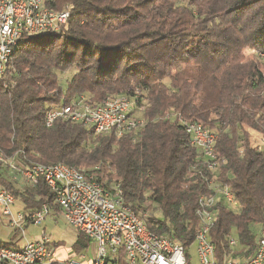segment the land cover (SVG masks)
I'll return each mask as SVG.
<instances>
[{
  "label": "trees",
  "instance_id": "trees-1",
  "mask_svg": "<svg viewBox=\"0 0 264 264\" xmlns=\"http://www.w3.org/2000/svg\"><path fill=\"white\" fill-rule=\"evenodd\" d=\"M51 7H68V22L58 33L24 36L0 77V188L26 213L43 204L60 212L44 181L27 183L8 161L93 175L119 188L150 232L182 244L191 264L199 199L212 195L210 182L225 185L236 205L218 208L215 258L226 264L252 254L264 230V149L250 138L264 139V0H54ZM136 92L137 105L147 102L136 114L146 121L138 131L45 123L49 110L80 95L97 103ZM183 122L217 137L216 174ZM75 236L72 259L93 243ZM105 264H128L124 250Z\"/></svg>",
  "mask_w": 264,
  "mask_h": 264
},
{
  "label": "built area",
  "instance_id": "built-area-1",
  "mask_svg": "<svg viewBox=\"0 0 264 264\" xmlns=\"http://www.w3.org/2000/svg\"><path fill=\"white\" fill-rule=\"evenodd\" d=\"M54 0H0V77L4 75L13 50L24 37H34L48 32L58 33L68 22L71 10L51 7ZM135 96H110L95 103L86 95L78 96L66 106L49 110L45 117L47 127L59 121L81 124L96 134L115 133L121 136L143 129L146 121L136 116L146 110V100L137 105ZM192 144L198 148L207 169L216 174L218 159L214 147L217 137L199 123L183 122ZM260 150L264 149L261 138ZM0 161H4L0 158ZM11 169L32 185L42 180L54 192V201L62 217L76 232L91 239L97 258L93 264H105L107 259L124 250L128 264H188L182 244L149 231L144 220L122 196V191L106 189L96 182L93 175L64 164L31 165L18 167L8 161ZM212 195L199 199L197 216L199 228L195 235L199 264H218L211 230L217 220L221 205L234 207L236 201L228 186L211 183ZM16 200L12 194L0 188V214L16 231L25 233L27 224L40 225L49 216L48 204L31 213L14 214ZM234 244V241H231ZM84 259V255H82ZM0 264H84L74 258L62 259L55 255L48 237L27 242L22 248L2 247ZM226 264H264V230L255 251Z\"/></svg>",
  "mask_w": 264,
  "mask_h": 264
},
{
  "label": "rangeland",
  "instance_id": "rangeland-1",
  "mask_svg": "<svg viewBox=\"0 0 264 264\" xmlns=\"http://www.w3.org/2000/svg\"><path fill=\"white\" fill-rule=\"evenodd\" d=\"M245 54L252 55L251 50H246ZM264 63V56L260 58ZM250 138L255 143H260L261 137L255 133L250 134ZM21 201H17L13 206L14 214L18 212H24ZM15 228L11 227L9 222L1 217L0 214V242L7 245L15 246L16 248H22L27 242H35L42 239L43 236L49 238L52 243L55 255L59 258H65L64 256L71 255V251L76 241V230L68 224V222L62 217L60 212L51 211L49 216L40 225L27 224L25 227V233L22 231L15 232ZM97 251L95 244L92 243L88 252L74 258L75 260L84 264H93L97 258ZM191 264H199V259L196 252V246L191 249Z\"/></svg>",
  "mask_w": 264,
  "mask_h": 264
},
{
  "label": "crops",
  "instance_id": "crops-1",
  "mask_svg": "<svg viewBox=\"0 0 264 264\" xmlns=\"http://www.w3.org/2000/svg\"><path fill=\"white\" fill-rule=\"evenodd\" d=\"M65 258H62V259H66V258H69V255H67V256H64Z\"/></svg>",
  "mask_w": 264,
  "mask_h": 264
}]
</instances>
